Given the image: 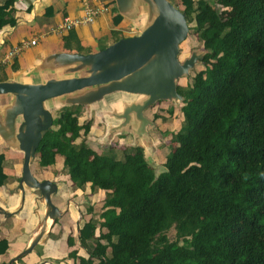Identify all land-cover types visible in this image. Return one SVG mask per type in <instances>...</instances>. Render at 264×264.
<instances>
[{
	"label": "trees",
	"instance_id": "trees-1",
	"mask_svg": "<svg viewBox=\"0 0 264 264\" xmlns=\"http://www.w3.org/2000/svg\"><path fill=\"white\" fill-rule=\"evenodd\" d=\"M13 2L0 4V29L16 24ZM180 2L202 46V69L189 71L190 83L178 88L183 120L158 174L138 143L118 147L115 139L114 148H99L87 139L93 118L118 102L104 103L113 93L89 103L71 98L76 92L44 102L51 112L53 100H65L54 106L33 162L51 168L61 160L60 174L72 188L88 187L102 202L98 214L88 194V207L65 203L81 215V254L74 249L67 256L75 264H264V0ZM65 33V52L92 54L74 31ZM122 38L113 33V43ZM11 62L18 71L16 58ZM7 79L0 65V82ZM4 159L0 154V186L9 180ZM51 182L57 208L59 188ZM1 246L3 252L7 243Z\"/></svg>",
	"mask_w": 264,
	"mask_h": 264
},
{
	"label": "crops",
	"instance_id": "crops-1",
	"mask_svg": "<svg viewBox=\"0 0 264 264\" xmlns=\"http://www.w3.org/2000/svg\"><path fill=\"white\" fill-rule=\"evenodd\" d=\"M5 1L0 0V4ZM101 2L108 6L107 12L93 23L72 30L77 35L81 46L90 49L92 53L100 51L102 46L108 47L113 44V33H121L124 38L137 35L138 30L143 31L149 25L141 26L144 17L154 18L155 16V9L150 0H101ZM12 11L16 24L0 29V61L11 48L24 40L35 39L36 44L29 46L17 56L18 71L12 70L13 62L5 64V74L9 82L42 84L44 82L39 78L48 77V79L56 80L58 77L53 76L55 73L64 74V77L58 79L88 75L85 73L90 67L82 66L81 63L74 61L73 55L63 50V36L66 33L58 34L51 31L62 21L63 17H76L81 14L79 0H14ZM76 72L78 74H75ZM89 92L90 90L87 89L78 91L75 93L76 96L73 94L71 98L75 97L77 101H85ZM114 95L115 93L108 95L104 103L112 101ZM64 101L62 97L57 98L51 102L53 109L47 106L51 109L52 117L57 114L54 106H60ZM113 102L108 104L112 112L101 111L97 117L93 118L88 140L100 142L105 137L110 119L116 117L119 109L124 110L134 101L127 104H120V100L117 103ZM14 105L15 96L13 94H0V154H4V172L9 176L8 182L0 186V247H2L1 241L7 243L5 251H0V264H75L67 256L74 249L81 254L78 245L81 215L71 207L65 208V203L74 201L79 206V200L82 202L81 196L90 193V190L88 187L85 191L72 188L66 180L67 177L60 174L61 160L51 168H40L35 161L30 167L36 179L51 180L58 184L59 193L54 204L60 210L66 212L67 209L68 211L66 213L60 211L61 214L55 220L47 222L44 234L32 251L13 262L38 234L47 210L38 190L25 187L23 198L19 188L23 152L19 150L15 136L22 120L20 117H16L15 120L11 119L10 112ZM83 115L80 117L81 121L86 120L88 116V114ZM126 134L116 132L113 135V139L118 140V147H123L128 143L141 145L132 134V138H119ZM90 196L88 194L93 202L94 195ZM69 237L73 239L72 247L68 244Z\"/></svg>",
	"mask_w": 264,
	"mask_h": 264
},
{
	"label": "water",
	"instance_id": "water-1",
	"mask_svg": "<svg viewBox=\"0 0 264 264\" xmlns=\"http://www.w3.org/2000/svg\"><path fill=\"white\" fill-rule=\"evenodd\" d=\"M150 1L155 9V16L138 35L122 38L96 53L73 55L74 61L90 67L89 75L50 80L44 84L0 82V94L15 96V105L10 112L11 119L22 118L15 136L18 148L23 152L22 176L19 181L22 197L25 196V187L37 189L47 207L38 234L13 262L36 246L45 232L47 217L55 220L61 214L51 201V194L56 190L53 182L36 179L30 169L43 133L52 126V114L44 106L46 100L86 88L92 90L86 95V100L83 101L85 103L116 91L148 96L143 106H136L134 102L126 106L123 114L127 116L130 110H144L160 99H181L176 82L189 73L194 61L200 57L195 59V55H191L184 62L179 61V45L186 39L189 31L185 15L169 0ZM126 57L131 59L122 62ZM131 76L134 78H129ZM48 207L52 212H49Z\"/></svg>",
	"mask_w": 264,
	"mask_h": 264
},
{
	"label": "rangeland",
	"instance_id": "rangeland-1",
	"mask_svg": "<svg viewBox=\"0 0 264 264\" xmlns=\"http://www.w3.org/2000/svg\"><path fill=\"white\" fill-rule=\"evenodd\" d=\"M171 3L182 11L183 5L180 0H170ZM210 2H215V0H209ZM153 17H144V20L141 21V26L148 25L151 23ZM152 19V20H151ZM189 31L186 39L179 45V61L184 62L191 55H195V59L200 57L202 52L201 43L198 41L196 34L193 31V23H188ZM141 30L136 32L137 34ZM202 69V65L199 60L194 61L193 67L189 70L192 73L198 72ZM81 71H79L80 73ZM83 73V72H81ZM89 75V72L85 74ZM75 74H78L77 72ZM54 77H64V74H53ZM56 78V79H58ZM73 78V77H70ZM77 78V77H76ZM129 78H134L131 76ZM128 78V79H129ZM40 81L44 83L52 80L48 79V77L39 78ZM60 80V79H59ZM191 81V75L189 73L187 75H183L176 82L177 84V92L178 88L182 91ZM43 84V83H42ZM86 90V89H85ZM115 95L112 97V100H120V104L129 103L134 101V104L143 106L148 96L146 95H137L134 93H127L116 91L113 92ZM73 94V93H72ZM179 96H181V92H178ZM113 95V94H112ZM72 96V95H70ZM74 96H76L74 94ZM117 103V102H116ZM119 104V105H120ZM182 106L181 99L172 98L169 99H160L148 105V107L144 110L135 109L130 110L127 116H124L123 109H119L116 117H112L107 124L105 137L99 142V148L103 145L105 148H114V139L113 135L118 133H130L134 135L135 138L138 139L139 143L143 146L146 155L148 157V161L155 166L156 173L158 174L163 169L164 160L167 156H169L176 146V143L172 139V133L176 132L180 124L183 120V115L180 110ZM170 110H172L170 112ZM6 112V110H5ZM4 112V114H5ZM154 115H158L159 118H155ZM138 117V118H137ZM16 129V127H15ZM19 130V128L17 129ZM113 139V140H112ZM104 148V149H105ZM35 164V163H34ZM34 166V165H33ZM35 168V166H34ZM89 194V193H88ZM91 195V194H90ZM82 195V202L79 200V204L84 207H88L89 204L86 203L87 196ZM91 197V196H90ZM101 197L98 195L93 196V208L94 212L97 214L101 210ZM94 214L97 218V214ZM168 236L170 238L174 237V231L171 230L168 232Z\"/></svg>",
	"mask_w": 264,
	"mask_h": 264
},
{
	"label": "built area",
	"instance_id": "built-area-1",
	"mask_svg": "<svg viewBox=\"0 0 264 264\" xmlns=\"http://www.w3.org/2000/svg\"><path fill=\"white\" fill-rule=\"evenodd\" d=\"M81 5V14L79 16H65L62 21L51 31L63 34L80 26L93 23L99 16L108 11V6L101 0H79ZM36 44V40L22 41L17 46L11 48L0 61V65H5L17 58L29 46Z\"/></svg>",
	"mask_w": 264,
	"mask_h": 264
},
{
	"label": "bare ground",
	"instance_id": "bare-ground-1",
	"mask_svg": "<svg viewBox=\"0 0 264 264\" xmlns=\"http://www.w3.org/2000/svg\"><path fill=\"white\" fill-rule=\"evenodd\" d=\"M129 59H131V57H126L125 59L122 60V62H127ZM62 86H64V85H62ZM48 209H49V212H52L51 211L52 209L50 207H48ZM47 222H50L49 216L47 217Z\"/></svg>",
	"mask_w": 264,
	"mask_h": 264
}]
</instances>
